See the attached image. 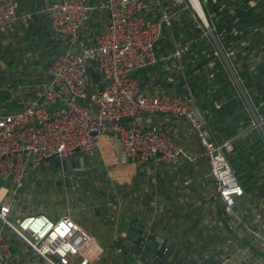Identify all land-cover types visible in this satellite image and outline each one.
<instances>
[{"label":"built area","instance_id":"1","mask_svg":"<svg viewBox=\"0 0 264 264\" xmlns=\"http://www.w3.org/2000/svg\"><path fill=\"white\" fill-rule=\"evenodd\" d=\"M172 4L174 7L156 13L158 18L152 20L149 13L159 6L156 0H106L109 24L93 37L91 45H82L81 36L97 7L93 0H59L48 8L51 32L65 50L57 53L46 68V82L33 100L20 110L0 114V264L24 261L20 252L15 254L13 236L45 264H92L86 250L91 245L101 246L92 235H87L84 246L74 240V231L80 226L69 212L57 218L43 211L18 214L13 202L29 178L31 184L41 181L44 190L65 177L78 183L75 171L82 166L65 170L62 162L96 156L104 137L121 164L157 159L175 169L182 155L190 156L169 132L139 124L140 117L154 114L178 116L189 123L204 148L217 195L225 205L226 225L231 229L242 227L250 237L244 247L228 239L230 256L220 264H252L253 247L259 251L256 263L264 264V226L249 227L235 209L244 188L228 161V154L234 150L233 140L213 142L190 100L172 91L147 95L133 77L140 69L155 67L158 61L166 66L169 59L180 62L190 51L193 40L167 54L161 53L160 43L171 42L173 22L184 20L188 11L189 19L200 25L199 37L212 45L210 66L217 60L225 61L224 68L245 91L233 62L235 51L222 44L217 21L222 11L229 10L233 22H241L243 16L236 14L237 9L248 11L257 0H172ZM29 16L17 11L16 0H0V35ZM232 31L238 34L240 29L233 27ZM248 105L253 117L248 132L258 129L264 135V116ZM55 158L59 168L44 174ZM148 173L156 180L154 170ZM155 241L161 254L151 258L150 264L164 262L171 253L163 237L156 235Z\"/></svg>","mask_w":264,"mask_h":264},{"label":"crops","instance_id":"2","mask_svg":"<svg viewBox=\"0 0 264 264\" xmlns=\"http://www.w3.org/2000/svg\"><path fill=\"white\" fill-rule=\"evenodd\" d=\"M56 1L59 0H16L17 11L28 13L30 16L26 21L18 23L0 35V114L6 110L15 112L21 109L23 106L17 105L20 98L16 94L15 87L32 82L30 79L32 74H36L32 77L33 82L39 84L45 81L46 78L41 72H45L57 53L65 50V45L55 40L50 27L48 8ZM105 1L93 0L97 7L90 14L82 31L83 35L89 34L92 39L108 26L109 14L104 8ZM156 1L159 2V6L153 10L155 13L153 11L149 13V18L152 20L158 18L156 13L174 7L172 0ZM183 23L184 21L181 20L173 22L171 42H160L163 47L162 54H167L175 47H180L191 40L194 42L198 38L200 34L198 23H193L195 27L193 30H197L195 38L185 28L177 33L176 26L184 25ZM196 50L199 51L200 47ZM158 55L161 56L160 53ZM186 55L180 62L178 59H169L167 66L164 62L158 61L155 67L140 69L133 74V77L147 95L165 91L177 93L174 85L179 82L183 86L186 85L183 78L186 62L189 61ZM262 56H264L263 51L260 56L252 58L249 61L251 67H254ZM234 59L236 60V57ZM233 62L235 64V61ZM222 64L226 65L225 61H222ZM224 72L230 77L229 71ZM7 75L14 76L16 84L9 82L15 78L5 81ZM212 76L215 77L214 73L208 77L213 81ZM20 78L23 81H20ZM217 86V84L213 86L212 91ZM236 86L231 85L230 88L221 90L220 99L212 98L213 105L217 109L220 105L223 109L219 111V120L209 118L207 122L192 91L187 86V92L184 90L185 93L181 95L185 98L186 94L192 95L213 142L215 140L212 136L215 138L216 133L211 127L220 125L221 120L227 121L223 118L226 115L224 107L236 100L235 105H239L238 94L244 98L245 104L242 110H245V105L249 108L248 102L250 103V100L253 102L259 94L256 88L243 91ZM40 89L39 84L31 97ZM229 91L233 94L231 100L227 97ZM6 96L10 99L6 100ZM10 100L16 103L12 108L6 104ZM251 106L254 108L252 104ZM138 122L144 127L158 126L169 132L184 147L190 158L195 160L182 155L175 169L157 159L147 162L128 161L121 164L116 160L108 138L102 139L101 150L96 156L85 159L87 168L83 172V175L93 180L91 185H96L100 193L98 197L95 195H91L89 199L85 197L88 200L77 204L79 209L83 210L84 216L78 220L80 227L73 234L74 240L83 246L87 235H92L101 246L99 248L91 245L87 248L86 252L91 257L92 264H150L141 257L119 249L118 241L125 234L124 225L127 221L148 225L157 235L165 239L171 252L177 251L172 261H170L171 253L166 257L167 259L164 258V262L170 261L169 264H181L183 257L187 259L186 264H212L213 261H215L213 264H220L230 256L228 239L232 238L239 247L247 245L250 237L245 233L244 228L231 229L226 225L224 207L210 175L208 159L203 154L204 148L189 123L181 117L165 114L143 115ZM218 130L223 131L222 128ZM238 130L240 132V128ZM249 133L245 132L244 135L239 133L240 139H243L240 140L241 142H238L239 139L233 140L234 150L228 154V161L245 190L244 195L238 199L235 209L243 215L246 225L257 228L264 226V137L261 138L258 131ZM232 139L227 134L218 138L219 143ZM149 170L155 171L156 180L149 175ZM67 191L69 194L70 190ZM59 197L57 199L64 198L67 201L70 199L68 195ZM99 207L104 210L101 212ZM158 208H162V211H158ZM241 232L244 234L242 237L238 235ZM132 234L133 232L130 231L129 236ZM12 245L16 250L15 254L20 252L24 259L18 261V264H45L15 236L12 237ZM146 249L145 245L144 250ZM252 249V264H255L259 251L255 247ZM12 264H15L14 261Z\"/></svg>","mask_w":264,"mask_h":264},{"label":"trees","instance_id":"3","mask_svg":"<svg viewBox=\"0 0 264 264\" xmlns=\"http://www.w3.org/2000/svg\"><path fill=\"white\" fill-rule=\"evenodd\" d=\"M236 14L243 16L241 22L239 23L233 22V15L229 10L222 11L219 22L217 21L218 30L222 34V44L234 49L236 52V72L237 76L241 80L244 90L246 91L249 88L257 89L259 94L253 99V102L250 100V103L254 106L258 114L264 116V56H262L261 60H259V62L254 67H251L252 64L249 62L252 58L255 59L257 55L260 56L261 51L264 52V0H257L256 6L250 7L248 11H239L237 9ZM184 16L186 17L184 20H182L184 21V25L178 24L176 26V31L179 33L180 29L185 28L189 30L193 38H195L197 30H193L195 27L193 22L189 19L187 11H185ZM233 27H238L240 32L238 34H234L232 31ZM251 29H256L257 32L251 34ZM198 47H200L199 51L196 50ZM212 57L213 52L211 45L205 38H200L198 35V38L193 42L190 51L186 55V58H188L189 61L186 62V69L184 70L183 74V78H185L184 84H186V86L192 91L194 98L197 101V105L204 113L206 122L209 118L219 120V111L223 109V107H220L221 109H217L211 101L212 98L220 99L221 90L224 88H230L231 85L232 87H234V85L236 86L231 75L229 77L224 72L228 70L224 69V65L221 61L217 60L214 66H210ZM222 69H224V71H222ZM196 70L199 71L196 72ZM213 73L215 77L213 78L212 76V81L209 80L208 76ZM12 78L15 77H9V75H7L5 76L4 80L6 81ZM20 81H23V79L20 78ZM9 82L16 84V78L15 80ZM216 84L218 86L212 91L213 86ZM174 87L177 92L176 94L183 95L185 93L183 84L181 82H179L177 85H174ZM230 91L228 92L227 97L231 100L233 94H230L232 92ZM237 97L239 98V105H235L237 101L236 100L234 103H229L224 107V112H226V115L223 118H225L227 121L221 120L220 125L211 127L215 130L214 133H216L215 138L212 136V139L215 140V143H219L220 140H218V138H221L223 134H227L229 138H233L232 140L234 141L239 139L238 142H241L240 140L243 139H240L241 137L239 136V133L244 135V133L248 132V129L251 127L253 120L252 113L249 111L248 106L246 105L245 110H242L245 104L244 98L238 94ZM8 99L10 98L6 96V100ZM6 104L8 107L12 108L16 103L15 101L12 102V100H10ZM208 126L211 125L208 124ZM220 128L223 129L222 132L218 130ZM239 128L240 132L238 130ZM256 131L259 132L261 138L264 137L263 133L258 129L249 131V134ZM92 181V179L87 178L86 176H84V178L79 181L81 190L79 189L78 194H81L78 199L81 200L80 202L87 200L84 199V197L87 195H95L97 197L99 196L100 189L96 188V185H91ZM98 209L101 212L104 210L102 207H99ZM224 219H226L225 216ZM214 262L215 261H213V263ZM180 263L186 264V257H183Z\"/></svg>","mask_w":264,"mask_h":264},{"label":"rangeland","instance_id":"4","mask_svg":"<svg viewBox=\"0 0 264 264\" xmlns=\"http://www.w3.org/2000/svg\"><path fill=\"white\" fill-rule=\"evenodd\" d=\"M90 36L91 35L89 34H84L83 37L81 36V44L82 45L83 44L84 45L93 44V38L91 39ZM44 71L45 72H41V71L40 72L41 74L44 75V78H46V70ZM34 76H36V74L30 75V79L32 82L27 83L25 85H20V87L18 86L15 87L16 94H18L20 98V100L17 101L18 107L20 106L24 107L29 101L33 100L36 97L37 93L32 97L31 95L33 94V91L37 89L39 84L41 85V88L44 86L46 80L38 84V83L33 82L32 77ZM17 84H24V83H17ZM3 112H9V111L6 110ZM54 171L55 169L48 168L47 171L43 173L48 175L49 173H52ZM39 174L41 177L42 173L40 172ZM37 180L35 183L31 184L29 183L30 178L27 179L26 181L27 185L23 188L22 191H20L18 197L15 198L16 200L13 202L15 213L25 214L29 212L43 211V212H47L52 217H57V216L59 217L62 214L70 212V214L74 217L78 215L80 217L84 216L83 210L79 209V207L77 206V204L80 203L81 201L80 199H76L75 197H72L69 199V201H67V199L64 200V198L57 199L59 195H57L56 197L50 196L51 194L48 191L49 190L48 187L46 186V190H44V187L42 186L41 181L37 183ZM77 187L78 186H76L75 188ZM85 197H88L89 199L90 196L87 195ZM85 197L84 199H86ZM6 201H11V199L6 198Z\"/></svg>","mask_w":264,"mask_h":264},{"label":"water","instance_id":"5","mask_svg":"<svg viewBox=\"0 0 264 264\" xmlns=\"http://www.w3.org/2000/svg\"><path fill=\"white\" fill-rule=\"evenodd\" d=\"M183 88L187 92L188 89L186 85H184ZM186 98L190 100L192 104L195 106V114L197 118L204 123V121L202 120V116L200 115V112L198 111L196 102L193 100L192 95L186 94ZM59 163H60L59 160L55 158L54 160L51 161L50 167L52 169L59 168V165H58ZM62 164H63V169L72 170L79 166L84 167L85 159L80 158L78 160H67V161L62 162ZM42 169H45V165H42ZM62 184L63 182L60 181V183H58V186ZM77 184L78 183L75 182L76 186ZM65 185H69V182L67 181V179L65 180ZM220 201L222 203V207H225L221 198H220ZM74 218L76 220H79L81 217L78 215V216H75ZM124 229L126 230L125 234H123L121 239L118 241L120 245L118 246L121 250L127 251L128 253H132L137 257H141L143 261H148V262H150L151 258L160 256L161 250L158 248V244L155 241V237L157 234L156 232H154V229H151L148 225L144 226L143 224L131 223L130 221H127V224L124 225ZM130 231L133 232L131 236H129ZM128 236L130 237L129 239H128ZM145 245L147 248L146 250H144ZM171 254H172V257L170 258L171 259L170 261H172V259L176 256L177 251H172ZM169 262L168 263L163 262L162 260L160 261L159 264H169Z\"/></svg>","mask_w":264,"mask_h":264},{"label":"flooded vegetation","instance_id":"6","mask_svg":"<svg viewBox=\"0 0 264 264\" xmlns=\"http://www.w3.org/2000/svg\"><path fill=\"white\" fill-rule=\"evenodd\" d=\"M86 166H87V163L85 162L84 167L80 168V170L75 171L76 175H77V181H78V184H77L78 187L77 188H75L76 187L75 183H71L70 180L67 179L68 177H65L64 180H59L57 182H54V183H52V185H50L48 187V189H49L48 191L51 194L50 196L56 197L57 195H59L60 197H63V196L68 195V197H70V198L75 197L76 199H78V197H80V194H81V193L78 194L79 189L81 190L80 185H79V181H81V178H83V176H85V175H83V172L86 170V168H87ZM66 179L69 182V185H65ZM60 181H62L63 184L58 186V183H60ZM76 189H78V190H76ZM67 190H70L69 194H68Z\"/></svg>","mask_w":264,"mask_h":264}]
</instances>
